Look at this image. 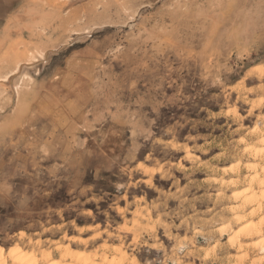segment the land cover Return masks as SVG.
I'll use <instances>...</instances> for the list:
<instances>
[{"label":"rangeland","instance_id":"obj_1","mask_svg":"<svg viewBox=\"0 0 264 264\" xmlns=\"http://www.w3.org/2000/svg\"><path fill=\"white\" fill-rule=\"evenodd\" d=\"M0 81L1 247L99 233L74 245L264 264L262 237L228 242L264 134V0H0Z\"/></svg>","mask_w":264,"mask_h":264},{"label":"bare ground","instance_id":"obj_2","mask_svg":"<svg viewBox=\"0 0 264 264\" xmlns=\"http://www.w3.org/2000/svg\"><path fill=\"white\" fill-rule=\"evenodd\" d=\"M19 68L20 66L18 67V69ZM261 72L263 73V71ZM7 81L9 80L7 79ZM254 132L255 131L253 130V133ZM253 135H256V133ZM258 135L260 136L259 133ZM175 146L173 147L175 148ZM243 152L248 156L249 161H247V163L239 162L236 165L233 164L236 167L235 168L233 166L234 167L233 169L235 171L237 169L240 170V168L243 167V170L247 172V175L245 174L246 177L244 176L246 183H245V187L241 191L234 194L235 197L234 202L236 205V209L235 211H233L234 212L232 214L233 218L230 221V225H228L231 226L232 223L236 221L240 225L242 224V226L232 234L228 242L232 246H236V245L241 246L242 243H244L245 241L253 240V238L255 237L258 238L260 236V238L262 237L260 241L257 240L253 243L255 247L254 249H259L264 251V134L263 136H260L258 141L254 142L253 144L244 143ZM183 159L189 162L194 159V156L190 152L186 151ZM139 169L156 170V169H147V167H144L142 165L139 166ZM233 169L229 168L230 173L231 170ZM239 177L227 181L228 185L235 184L240 179ZM220 182L222 184L226 183V181L224 180L223 181L221 180ZM220 194L221 193H218L217 196H219ZM245 210L246 212H244ZM134 216L135 219L133 224H136V222L138 223V218L142 216L141 210L137 209L136 212L134 213ZM257 216H259L260 218L258 219L259 222L258 223L256 222L257 224L254 223L256 224L255 226H253V224L251 225L250 223L251 220ZM136 225L138 226V224ZM96 228L97 227H86V228H79L77 230L80 235H83L87 231L96 230ZM19 236L21 239L26 238L25 233H20ZM99 237H100L99 233L94 234L89 239H82L81 237H68L67 239L68 244H57L52 248V251L42 250L40 248L38 250L36 249L26 250L20 246H15L10 248L9 250H6L5 248L0 246V249H5L3 253H0V264H126V262H128L129 260L128 256L123 251V249L118 246L106 245L101 247L99 250H97L98 249L97 248L96 250L88 251L87 249H82L81 247L74 245L75 243L86 245L89 240H97L99 239ZM238 253L240 254L236 256V260L238 261L237 263L246 264L247 255L242 252H238ZM258 260L259 261L262 260L264 263V257L261 260L260 258H258Z\"/></svg>","mask_w":264,"mask_h":264},{"label":"snow or ice","instance_id":"obj_3","mask_svg":"<svg viewBox=\"0 0 264 264\" xmlns=\"http://www.w3.org/2000/svg\"><path fill=\"white\" fill-rule=\"evenodd\" d=\"M5 251V249H0V253H3Z\"/></svg>","mask_w":264,"mask_h":264}]
</instances>
